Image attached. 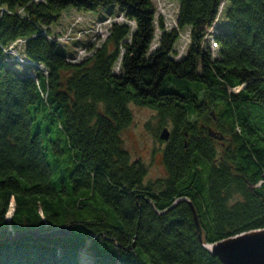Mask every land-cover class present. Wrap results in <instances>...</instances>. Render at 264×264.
I'll list each match as a JSON object with an SVG mask.
<instances>
[{
  "label": "trees",
  "instance_id": "16d2710c",
  "mask_svg": "<svg viewBox=\"0 0 264 264\" xmlns=\"http://www.w3.org/2000/svg\"><path fill=\"white\" fill-rule=\"evenodd\" d=\"M170 1L166 30L151 0H0V264H221L205 246L264 229V0ZM69 8L111 10L78 17L112 19L105 37L61 42ZM131 104L171 124L148 184L120 136Z\"/></svg>",
  "mask_w": 264,
  "mask_h": 264
},
{
  "label": "rangeland",
  "instance_id": "374dc122",
  "mask_svg": "<svg viewBox=\"0 0 264 264\" xmlns=\"http://www.w3.org/2000/svg\"><path fill=\"white\" fill-rule=\"evenodd\" d=\"M155 9V19L159 17L163 19V25L166 30H170L175 26L176 16L178 11V4L170 0H151ZM109 9H98L94 12L79 13L74 9H66L63 11L61 18L57 23L50 27L51 33L57 35V32H65L68 34L71 30L72 25H75L73 33L81 28L83 23L78 24L81 19H78V15L90 17L93 22L98 21L110 13ZM220 11V10H219ZM117 12V11H115ZM220 13V12H219ZM219 20V27L222 29L226 28V21L224 20L222 13L217 16ZM89 22L84 24L89 25ZM155 38L151 45V50L157 46V41L161 35V30L158 28V22H155ZM77 29V30H76ZM188 29H183L179 32V39L176 42L175 60H179L185 56L189 47V34ZM64 34V35H65ZM60 51L70 54L73 50L72 45L62 46L59 48ZM19 69V68H18ZM237 91V90H234ZM132 119L129 126L124 129L121 133V140L124 149L128 152L131 161H140L146 167V174L144 177L145 183H151L156 179L165 177V170L162 165V150L165 147V142L159 141L158 135L163 128L171 130V124L168 121H163L159 118L158 113L144 106L129 105ZM44 124L49 121L44 120ZM60 147L64 149L63 143H60ZM264 184V180L260 182ZM14 210V203H10V211L7 215V220ZM207 247V246H205ZM88 243L84 250V254L88 255ZM208 248V247H207Z\"/></svg>",
  "mask_w": 264,
  "mask_h": 264
},
{
  "label": "water",
  "instance_id": "95a60500",
  "mask_svg": "<svg viewBox=\"0 0 264 264\" xmlns=\"http://www.w3.org/2000/svg\"><path fill=\"white\" fill-rule=\"evenodd\" d=\"M170 132L164 128L159 134L161 141H168ZM192 211V217L195 225V232L200 243L203 241V232L200 227L197 214L193 206L189 203ZM70 227H63L51 231L45 236L67 237L70 233ZM35 235L34 232H31ZM210 254L216 257L221 264H264V229L252 230L218 241L209 248L205 247Z\"/></svg>",
  "mask_w": 264,
  "mask_h": 264
},
{
  "label": "built area",
  "instance_id": "2783aa9c",
  "mask_svg": "<svg viewBox=\"0 0 264 264\" xmlns=\"http://www.w3.org/2000/svg\"><path fill=\"white\" fill-rule=\"evenodd\" d=\"M112 19H107L105 22L102 23H98L96 24V26L93 29L90 30H77L76 32L73 33L74 29H75V25H72V28H74L72 30H69L68 34L63 35V37H61L59 40L61 42L64 41H68V40H77L79 39L83 34H88L92 36V40L94 41V39L97 36H101V37H105V33H106V29L107 27L110 25V23L112 22ZM215 29H211L209 30V34L206 37V41L209 43L210 48L212 51H215L217 49V44L214 42L213 38H212V34L214 33ZM75 34V36H73ZM72 36L74 38H72ZM23 41H17V43H22ZM13 47H10V51H12ZM85 55L84 51H80L77 57V60H80L83 56Z\"/></svg>",
  "mask_w": 264,
  "mask_h": 264
},
{
  "label": "crops",
  "instance_id": "0c3cea01",
  "mask_svg": "<svg viewBox=\"0 0 264 264\" xmlns=\"http://www.w3.org/2000/svg\"><path fill=\"white\" fill-rule=\"evenodd\" d=\"M77 17L83 18L86 22L91 20V18L90 17H87V16H80V15H78Z\"/></svg>",
  "mask_w": 264,
  "mask_h": 264
},
{
  "label": "bare ground",
  "instance_id": "6f19581e",
  "mask_svg": "<svg viewBox=\"0 0 264 264\" xmlns=\"http://www.w3.org/2000/svg\"><path fill=\"white\" fill-rule=\"evenodd\" d=\"M207 247L209 248V245H207Z\"/></svg>",
  "mask_w": 264,
  "mask_h": 264
}]
</instances>
